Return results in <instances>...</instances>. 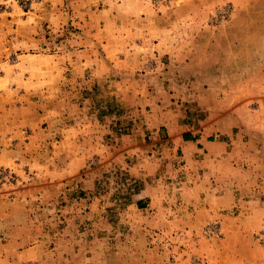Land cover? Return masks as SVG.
Returning a JSON list of instances; mask_svg holds the SVG:
<instances>
[{
    "label": "rangeland",
    "instance_id": "obj_1",
    "mask_svg": "<svg viewBox=\"0 0 264 264\" xmlns=\"http://www.w3.org/2000/svg\"><path fill=\"white\" fill-rule=\"evenodd\" d=\"M104 111L121 148L56 189L55 139ZM4 147L57 250L21 264H264V0H0Z\"/></svg>",
    "mask_w": 264,
    "mask_h": 264
},
{
    "label": "crops",
    "instance_id": "obj_2",
    "mask_svg": "<svg viewBox=\"0 0 264 264\" xmlns=\"http://www.w3.org/2000/svg\"><path fill=\"white\" fill-rule=\"evenodd\" d=\"M112 92L117 94L115 90ZM104 112L106 115L93 114L90 117H81L80 121H71L65 125L62 137L55 139L53 147L49 149L50 156L53 154L54 160L63 162L50 171L56 178L51 182L56 189L62 188V185L73 181L74 178L77 179L93 153L121 148L116 141L120 136L113 131V126L116 124L114 117ZM177 143L183 154L188 150L199 151L212 146L206 136L198 135L191 129H183ZM10 150L5 147L0 149V161L4 160L5 165L12 161ZM128 150L136 151V148L131 146ZM102 155L105 156L104 152ZM107 159L113 162L117 157L110 155ZM133 166L135 168L136 164ZM46 172L40 168L38 175L44 177ZM31 194L35 195L36 191ZM28 201L30 200L24 198L23 194L12 200L0 194V259L7 264L31 263L33 260H39L40 263L41 258L45 256H57V250L45 248L47 241L43 239L39 224L29 215Z\"/></svg>",
    "mask_w": 264,
    "mask_h": 264
}]
</instances>
